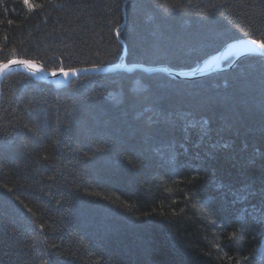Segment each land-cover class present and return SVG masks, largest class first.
I'll use <instances>...</instances> for the list:
<instances>
[{
	"label": "trees",
	"instance_id": "16d2710c",
	"mask_svg": "<svg viewBox=\"0 0 264 264\" xmlns=\"http://www.w3.org/2000/svg\"><path fill=\"white\" fill-rule=\"evenodd\" d=\"M240 40L264 43V0H0V64L49 73L185 71ZM1 94L0 264H264L263 55Z\"/></svg>",
	"mask_w": 264,
	"mask_h": 264
},
{
	"label": "water",
	"instance_id": "95a60500",
	"mask_svg": "<svg viewBox=\"0 0 264 264\" xmlns=\"http://www.w3.org/2000/svg\"><path fill=\"white\" fill-rule=\"evenodd\" d=\"M260 44L261 43L257 41L256 43H253V40H240L233 42L222 49L217 55L210 58L203 65L185 71H175L167 67L150 68L137 65L128 66L124 63H121L114 66L93 67L49 73L39 62L15 59L7 63L0 64V101L2 97V82L8 76L15 73H24L30 75L37 80L51 83L56 88L68 86L73 80H76L82 76L104 74L115 71H126L128 73H132L140 70L149 74L162 73L176 80L194 81L224 71L226 69L225 63L234 56L239 55L229 68L234 67L242 56L249 54H260L264 56V48H261ZM65 73H67V75H65Z\"/></svg>",
	"mask_w": 264,
	"mask_h": 264
},
{
	"label": "snow or ice",
	"instance_id": "6c2138e0",
	"mask_svg": "<svg viewBox=\"0 0 264 264\" xmlns=\"http://www.w3.org/2000/svg\"><path fill=\"white\" fill-rule=\"evenodd\" d=\"M24 2L27 4L29 2V0H24ZM253 43H256V41H253ZM260 47L261 48H264V43H261L260 44ZM21 63H24V62H21ZM6 67V66H5ZM65 75H67V73H65Z\"/></svg>",
	"mask_w": 264,
	"mask_h": 264
},
{
	"label": "bare ground",
	"instance_id": "6f19581e",
	"mask_svg": "<svg viewBox=\"0 0 264 264\" xmlns=\"http://www.w3.org/2000/svg\"><path fill=\"white\" fill-rule=\"evenodd\" d=\"M236 42H237V41H236ZM216 55H217V54H216ZM249 55H251V54H249ZM238 56H239V55L232 57V58H235L234 61L236 60V58H237ZM245 56H247V55H245ZM213 57H214V56H213ZM242 57H244V56H242ZM242 57H241V58H242ZM241 58H240V59H241ZM230 59H231V58H230ZM234 61H233V62H234ZM123 63H124V62H123ZM124 64H125V63H124ZM232 64H233V63H232ZM232 64H231V65H232ZM231 65H230V66H231ZM227 69H229V68L226 67L225 70H227ZM225 70H224V71H225ZM221 72H223V71H221ZM218 73H220V72H218Z\"/></svg>",
	"mask_w": 264,
	"mask_h": 264
}]
</instances>
